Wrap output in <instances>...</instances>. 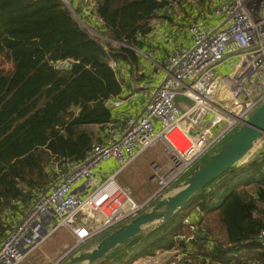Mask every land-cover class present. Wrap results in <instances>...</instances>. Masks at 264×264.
I'll use <instances>...</instances> for the list:
<instances>
[{
	"label": "trees",
	"instance_id": "16d2710c",
	"mask_svg": "<svg viewBox=\"0 0 264 264\" xmlns=\"http://www.w3.org/2000/svg\"><path fill=\"white\" fill-rule=\"evenodd\" d=\"M180 1L97 0L100 33L110 40L102 44L61 0H0V55L12 64L0 70V239L38 189L67 161L83 159L102 142L100 131L114 127L112 108L104 102L121 92L109 66L121 55L112 52L111 40L129 53L125 45H137L157 13ZM60 59L72 62L66 69L53 68ZM193 212L200 238L215 241L205 256L218 264L263 262L256 236L264 227V147L217 175L167 221L93 264H131L171 249L185 231L183 217Z\"/></svg>",
	"mask_w": 264,
	"mask_h": 264
},
{
	"label": "built area",
	"instance_id": "2783aa9c",
	"mask_svg": "<svg viewBox=\"0 0 264 264\" xmlns=\"http://www.w3.org/2000/svg\"><path fill=\"white\" fill-rule=\"evenodd\" d=\"M61 1L79 25L89 29L82 13L101 22L95 14L97 0ZM210 10L216 23H189V45L163 59L162 79L141 112L128 117L120 129L109 127L104 140L93 144L83 159L67 161L50 184L37 190L0 239V264L21 263L58 228L67 229L73 242L50 264L67 262L81 246L99 240L172 193L264 102V0H220ZM71 62L60 59L53 68L66 69ZM224 62L230 69L217 71ZM114 65L110 60L109 66L114 69ZM121 103L117 97L104 102L109 107ZM157 145H162L167 161L150 163L154 189L145 199L138 200L128 186L117 183L116 173L102 180L97 177L106 161H115L120 171L138 150ZM79 182L85 183V193L77 189ZM52 219L55 223L48 224L50 231L44 236V222ZM196 221L190 215L183 217L185 231L176 236L180 243L169 249L163 264H218L204 255L215 241L200 238L203 232ZM256 242L264 250V227Z\"/></svg>",
	"mask_w": 264,
	"mask_h": 264
},
{
	"label": "crops",
	"instance_id": "0c3cea01",
	"mask_svg": "<svg viewBox=\"0 0 264 264\" xmlns=\"http://www.w3.org/2000/svg\"><path fill=\"white\" fill-rule=\"evenodd\" d=\"M205 8L206 6L203 0H181L177 4H172L164 8L163 10L166 9V12L173 15V23L165 19H159V16H162L161 13H166L163 10L159 11L157 16L151 20V30L147 34L139 37V43L134 46L125 45L129 49V53L119 50L118 46L121 44L111 40L115 43L112 45L114 50L112 52L121 55L118 59H111L115 63L113 70L116 72L117 79L121 85V92L116 97L122 100L119 106L111 107L113 116L111 123L114 127L117 129L122 128L128 117L137 116L141 112L151 91L162 79L163 71L161 64L163 59L175 49L189 45V23L192 20L202 21L207 26H212L216 23L217 18L211 14L210 8L209 11H206ZM82 18L93 33L101 35L100 32L104 28L97 18L91 17L86 13H82ZM181 18L185 19V25L183 27L178 25ZM169 19H171L170 15ZM179 28H183V30ZM229 69L230 64L228 62L217 66V71L224 72ZM103 132L104 130L100 131L102 141L106 136V128L105 133ZM152 161H158L160 163L167 161L162 145L145 150H138V154L133 161L120 171L119 168L115 169L118 165L115 161H106L97 172V177L99 180H102L116 173V182L129 186L134 191L136 197L142 199L148 195V192L152 188V185L148 181L149 165ZM76 187L81 193H85L84 182H79ZM193 215H191V218L197 220V214ZM54 223L55 220L53 219L48 223L47 221L46 223L44 222L42 228V234L44 236L50 231L48 224L54 225ZM63 229V232L58 237L53 236L55 231L49 236H46L43 242L27 256V261L19 264L52 263L64 248L72 244L71 233L67 229ZM96 242L91 241L81 246L79 251L91 247ZM82 248L84 249L81 250ZM168 256L169 250H161L153 256L139 258L131 264H163Z\"/></svg>",
	"mask_w": 264,
	"mask_h": 264
},
{
	"label": "water",
	"instance_id": "95a60500",
	"mask_svg": "<svg viewBox=\"0 0 264 264\" xmlns=\"http://www.w3.org/2000/svg\"><path fill=\"white\" fill-rule=\"evenodd\" d=\"M264 137V102L214 153L196 165L166 197L148 210L103 236L91 247L72 256L65 264H93L110 251L154 225L167 221L217 175L238 164Z\"/></svg>",
	"mask_w": 264,
	"mask_h": 264
},
{
	"label": "rangeland",
	"instance_id": "374dc122",
	"mask_svg": "<svg viewBox=\"0 0 264 264\" xmlns=\"http://www.w3.org/2000/svg\"><path fill=\"white\" fill-rule=\"evenodd\" d=\"M204 1V3H205V6H206V11H209V8H210V5L212 4V3H215V2H217V1H220V0H203ZM163 12H166V9L165 10H163ZM161 15L162 16H159V19H165V20H168L169 22H171V23H173V21H172V18H173V15H171L170 13H168V12H166V13H161ZM169 15H170V17H171V19H169ZM188 19V18H187ZM180 21V23H178V25L179 26H184L185 25V19H180L179 20ZM86 23V22H85ZM81 26V25H80ZM81 27H83L84 29H86L88 32H90L91 34V36H93L94 38H98L100 41H101V43L102 44H105V41L106 40H109V39H107V38H105L103 35H100V34H95V33H93L92 31H90L86 26H81ZM179 29H181V30H183V28H179ZM110 41V40H109ZM112 42V41H111ZM115 43L114 42H112V45H114ZM114 47H116V46H114ZM107 50H108V48L107 47H105ZM115 49V48H114ZM12 68V64H11V62L10 61H8V59L5 57V56H3V55H0V70H3V71H7V70H10ZM219 72H221V71H219ZM148 99V98H147ZM147 101V100H146ZM145 101V102H146ZM231 135H229L220 145H219V147L225 142V141H227L228 140V138L230 137ZM218 147V148H219ZM263 147H264V137H262L259 141H258V143L255 145V147H254V149L245 157V158H243L241 161H239L238 162V164H242V163H245L246 161H248L249 159H251L259 150H261V149H263ZM217 148V149H218ZM216 149V150H217ZM215 150V151H216ZM214 151V152H215ZM213 152V153H214ZM210 154H212V153H210ZM209 154V155H210ZM209 155H207L206 157H208ZM205 157V158H206ZM204 158V159H205ZM204 159H202L201 161H203ZM201 161L199 162V163H201ZM198 163V164H199ZM118 166V165H117ZM116 166V168L115 169H117L118 167ZM53 167L55 168L56 167V164H54L53 165ZM56 169H57V167H56ZM148 175H149V177H148V181H149V183L152 185V188H151V190H150V192H148V195L153 191V189H154V182L153 181H151L150 180V168H149V173H148ZM186 177V176H185ZM184 177V178H185ZM183 178V179H184ZM129 187V186H128ZM131 189V188H130ZM131 191L134 193V191L131 189ZM135 195V194H134ZM147 195V196H148ZM147 196H144L142 199H139V198H137L136 197V195H135V197L138 199V200H143V199H145ZM193 214L194 215H196L197 213L196 212H193ZM193 215V216H194ZM197 217H198V215H197ZM63 228H60L59 230H57V232L55 231L53 234V236H55V237H58L59 235H60V233L61 232H63ZM52 236V237H53ZM105 236V235H104ZM97 241H99V240H97ZM72 242H73V238H72ZM85 248V247H84ZM84 248H82L81 250H83ZM59 256V255H58ZM27 261V259H25L24 261H22V262H26ZM51 263V262H50ZM49 263V264H50ZM66 262H64L63 264H65ZM255 262H253V264H254ZM28 264H30V263H28ZM244 264H247V263H244Z\"/></svg>",
	"mask_w": 264,
	"mask_h": 264
}]
</instances>
